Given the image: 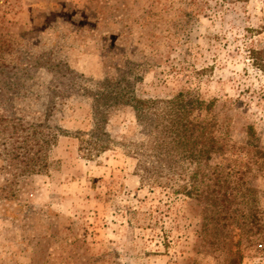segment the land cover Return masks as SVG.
Returning <instances> with one entry per match:
<instances>
[{
    "label": "rangeland",
    "instance_id": "rangeland-1",
    "mask_svg": "<svg viewBox=\"0 0 264 264\" xmlns=\"http://www.w3.org/2000/svg\"><path fill=\"white\" fill-rule=\"evenodd\" d=\"M259 50L264 0H0V115L21 136L0 135V264H264ZM181 93L224 147L153 169ZM132 96L159 108L138 119Z\"/></svg>",
    "mask_w": 264,
    "mask_h": 264
},
{
    "label": "trees",
    "instance_id": "trees-1",
    "mask_svg": "<svg viewBox=\"0 0 264 264\" xmlns=\"http://www.w3.org/2000/svg\"><path fill=\"white\" fill-rule=\"evenodd\" d=\"M259 51L262 55L259 58L260 60L258 64L264 69V50ZM110 96L116 103L120 101L118 96ZM131 102V105L135 109L137 118L142 120L148 118L149 113L152 110L159 108L160 101L155 98H137L132 96ZM167 103L169 109L162 112L164 113V119L167 120L164 125L165 129L163 130L162 135L158 136V138H156L157 140L152 141L151 144V149L154 150L155 153L153 156V169H157L158 164H160L161 168L165 167V161L168 163L167 166L171 168L179 165L182 161H188L190 164H195L196 166H201L203 163H207L208 159L213 156V152L220 148L222 149L223 145H216L217 139L211 135L213 131L212 125L214 124L211 118L208 116L206 119H201L199 118V114L194 115L196 110L198 112L204 110V103L199 100H195L193 96L185 93L177 95L174 99L168 100ZM16 120L21 121L20 119ZM11 121H15V119L12 120V118L5 115H0V135L2 134L4 137L5 144L8 140L16 142L21 137L19 136V128L13 122L11 123ZM17 124L21 125L22 123L17 122ZM10 127L13 128V130H9ZM36 127H38V125ZM95 132L96 131H93V134ZM29 137L30 136L22 141H27L28 143ZM31 137H37V132H32ZM91 138V140H87V149L90 156H92L93 151H97L98 154L109 149L111 139L107 138L106 132H99L94 136H91ZM81 141L84 144L85 141ZM7 151H9V149ZM28 151L29 150L27 149V151L23 152V154L28 156ZM236 151L237 150H235V152ZM243 151L244 150L239 151L237 155L245 158V156H248L249 152ZM257 151L261 150L258 149ZM20 154V152H17L15 156L18 157ZM247 163L254 165L257 162L250 161ZM243 164L244 163H242L241 166ZM150 174L151 176L147 175V177L149 180H152L153 178V183H163L160 181L158 177L159 175H157L156 178L153 177L154 174H158V172L149 170V175ZM166 180L167 181L164 183L171 186L174 190H180L188 196L192 195L193 192L190 188V184L184 183L179 185L178 182L174 180V177H168Z\"/></svg>",
    "mask_w": 264,
    "mask_h": 264
}]
</instances>
